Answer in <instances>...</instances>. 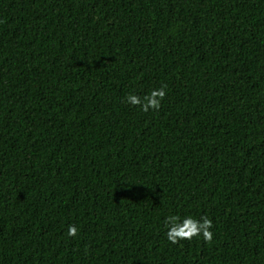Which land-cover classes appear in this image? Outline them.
I'll use <instances>...</instances> for the list:
<instances>
[{
	"label": "trees",
	"instance_id": "trees-1",
	"mask_svg": "<svg viewBox=\"0 0 264 264\" xmlns=\"http://www.w3.org/2000/svg\"><path fill=\"white\" fill-rule=\"evenodd\" d=\"M0 264H264V0H0Z\"/></svg>",
	"mask_w": 264,
	"mask_h": 264
},
{
	"label": "clouds",
	"instance_id": "clouds-1",
	"mask_svg": "<svg viewBox=\"0 0 264 264\" xmlns=\"http://www.w3.org/2000/svg\"><path fill=\"white\" fill-rule=\"evenodd\" d=\"M165 95V86L161 85L159 88H153L143 97L129 94L125 97L124 102L130 106H138L142 112L147 113L158 110ZM212 227V221L206 216L196 218L192 215L171 214L164 219V236L170 244H178L182 240H192L193 237L211 242L214 237V233L211 231ZM77 234V227L69 225L67 235L75 238Z\"/></svg>",
	"mask_w": 264,
	"mask_h": 264
}]
</instances>
